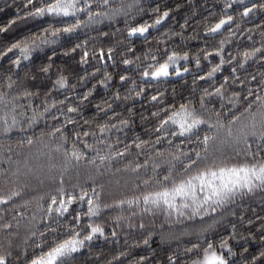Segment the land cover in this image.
<instances>
[{"label":"snow or ice","instance_id":"snow-or-ice-1","mask_svg":"<svg viewBox=\"0 0 264 264\" xmlns=\"http://www.w3.org/2000/svg\"><path fill=\"white\" fill-rule=\"evenodd\" d=\"M238 5L234 9V0H223L219 17L204 24L207 36L203 44L195 51L186 47L181 51L178 45L185 41L186 20L180 25L179 42L173 39L176 31L164 28L154 44L148 43L150 34L163 27L171 12L167 7L161 11L153 6L152 0L14 3L15 14L0 25V33L17 21L30 26L19 39L13 36L11 43H0V140L19 137L17 143L32 146L34 152L25 157L23 165L4 158L5 163L17 166L9 173L13 187L0 190V229L8 237V246L0 245V264H78V258L86 248L91 250L94 241L108 240L109 236L118 240L125 227L139 229L143 237L139 243L148 246L157 230L146 226L145 217L153 222L162 217L169 225H180L178 236L171 232L161 236L176 242V247L159 260L149 249L151 260L139 255L131 264H264V235L259 236L255 254L245 255L247 244L237 252L239 241H255L256 237L251 231L247 237L239 235L235 220L239 215V223L253 224V219L245 216V202L257 194L264 206V70L246 71L251 62L258 60L264 65V28L258 46L243 51L238 47L235 53L229 51L232 41L225 37L214 46H208L207 40L225 29L227 37H243L249 29L239 31L234 16L241 20L257 12L264 16V0H238ZM4 7L9 5L5 2ZM120 18L125 22L126 36L121 37L123 51L117 62V46H97L95 34L106 40L109 33L101 29L119 23ZM261 25L264 19L256 27ZM77 51L83 74L76 73L73 82L69 69L53 67V58ZM37 56L42 57L37 75L31 81L26 79L27 73L22 78L20 70ZM90 60L96 64L90 65ZM5 61L9 65L6 69ZM120 65L124 67L114 80L109 67L115 70ZM225 65L230 70L217 83V74L223 73ZM190 72L193 89L187 97L178 99L173 89L169 99L166 86L153 87ZM37 76L45 77L47 84L33 90L28 85ZM198 81L208 86L197 88ZM226 84L239 85V91L226 92ZM98 88L105 90L104 98L94 105L93 116L85 118L84 106ZM217 99L219 107L213 103ZM138 100L150 106L139 116L147 126V138L134 135L129 139L126 130L135 123ZM93 120L97 121L95 127H85ZM41 122H45L44 128L39 127ZM42 158L46 163L40 162ZM121 162L123 172L114 167ZM113 173L128 179L115 180L119 194L106 203L104 184L98 183V177L108 174L111 187ZM33 178L40 184L47 180V192L15 203ZM5 206L14 210L24 207L25 211L16 210L6 220ZM28 207L33 211L14 251L11 237L20 235L21 218L27 215ZM105 212L109 221H101ZM252 212L255 214L256 208ZM255 220L258 231L264 233V215L255 216ZM159 231L164 232L163 225ZM127 254V248L118 250L105 264H121Z\"/></svg>","mask_w":264,"mask_h":264},{"label":"trees","instance_id":"trees-1","mask_svg":"<svg viewBox=\"0 0 264 264\" xmlns=\"http://www.w3.org/2000/svg\"><path fill=\"white\" fill-rule=\"evenodd\" d=\"M7 3L9 7H4V3ZM117 2H120V0H117ZM14 3H20V0H0V25H4L7 23L8 19H10L15 14V7L13 6ZM153 6H159L161 11H163L164 7H167L171 9L170 15L164 22H162L163 27L159 28V31H153L150 34V38L148 40V43L154 44L155 37L159 35V32H162L164 28H169L177 32V36H175L173 39L177 42L180 41V25L187 21V27L183 32V35L185 36V41L182 46L178 45V50L183 51L186 47L190 51H195L197 47H200L203 42L204 38L207 36V34L204 33L203 27L205 23H211L214 22V18L219 17L220 8H222L223 0H152ZM179 5V7H177ZM238 1H234V9L238 8ZM230 15L232 13H229ZM143 18H147V15H145ZM204 18H207L205 20ZM137 22L140 20V17H136ZM264 19V16H262L259 12H257L255 15L249 16L247 18H244L241 20L239 16H234V20L240 24L239 31H244L245 28L249 29L247 33L243 37H239V39L233 38V37H227V29H225L220 35L213 37H207L208 40V46H214L221 37H225L232 41L231 47L229 48V51H232L235 53L237 48L239 47L240 51H243L245 47H254L258 46L261 43V29L264 28V25H261L260 27H256L260 25V20ZM30 26V23H24L21 24L20 21L15 22L14 25L9 26V30H7L5 33H0V43H11L10 37L15 36L17 39L20 38L22 34L25 33V29ZM229 27H232V25H229ZM102 31H107L109 33L108 38L104 40L101 38L98 34H95V42L97 46L103 45H111L114 44L117 46V52L115 59L117 62L120 60L119 53L123 51V48L120 47V45L123 43L121 37L126 36V30H125V22L123 18H120L119 23H113L112 27L109 28H102ZM232 30L235 32L237 29L235 27H232ZM115 32V35L112 33ZM93 33H88L89 37H93ZM239 36V33H237ZM251 35L252 39L249 40L247 37ZM83 39V37H81ZM139 43V41L137 42ZM91 47V45H90ZM2 50V49H0ZM79 51L75 54H69V56L65 57L58 53L56 57H54L55 63L53 64V67L60 66L62 68H67L70 71L67 73L69 75L70 81H75V74H83L82 67L79 65ZM42 59L41 56H37L36 59L31 64H27L26 67L22 68L20 70V75L22 78H25V73H27L26 79L31 81L33 76H36V67L39 65L40 60ZM202 63H203V58ZM213 62H216L215 59ZM105 63L111 64V61H105ZM90 65L96 64L95 60L89 61ZM9 65L5 61L4 68H8ZM123 65H120L115 70L111 67H109V71H113L114 74V80H118L117 73L121 72V69L123 68ZM190 67L194 68V65H191ZM205 71L207 70V67L205 66ZM229 68L227 65L224 66L223 73L217 74V83H219L222 80V75H227L229 72ZM261 70H264V65H262L258 60L255 62H251L247 68L246 71L249 74H253L254 72H259ZM87 71L91 72V67L87 68ZM0 74H3L0 72ZM241 76H243V72L240 73ZM54 79V77H52ZM99 79V77H97ZM192 73H188L183 78H176V77H170L168 79V82L166 85H153V87H167L168 89V97L169 99L172 96L173 89H175V92L177 94V98L179 99V96L183 95L185 97L188 96L189 92L193 89L192 85ZM259 79V77H258ZM47 84V80L43 76H37V78L32 81L31 85H28L30 87H33V90L35 86H39L41 88L44 87V85ZM50 86V85H49ZM88 86H91L90 83ZM208 85L206 83L197 82V88H203L207 87ZM115 87V84H113V88ZM226 92L231 91H239L240 86L239 85H225ZM80 91V89H77ZM104 91L102 88H98L96 92L94 93V97L90 98L91 102L84 106L83 114L85 118L91 117L94 114V105L97 103V101L101 98H104ZM110 94V90H109ZM195 96L197 97V103H198V97H199V91L195 92ZM214 105L216 107H219L220 101L217 99L214 102ZM227 103V101H225ZM150 106L147 104H144L143 101L138 100L135 104V110L137 115L135 116L134 120L135 123L126 130L127 137L130 139L134 135H139L141 138H147V126L145 124H142L139 116L140 113L148 109ZM100 120L103 119V117H99ZM227 119V117H226ZM97 121L93 120L91 125L85 126V127H95V123ZM50 123V121H49ZM82 123V122H81ZM40 128L45 127V122H41L39 125ZM19 137H14L11 141L9 140H0V190L6 192L11 187H13V183H10L11 176L9 173L12 169H14L17 165L16 163H12L11 165L9 163L4 162V158L11 157V161L16 162L19 161L20 165H23L25 157H31L34 148L32 146H29L27 144L25 145H19L17 143V140ZM121 139L123 140V135L121 136ZM10 149V151H9ZM106 150V149H105ZM135 152V149H133V153ZM35 163L34 161H30ZM41 163H46V160L43 158L40 161ZM114 167L121 168L122 172V162L120 164H114ZM4 169H8V172H5ZM6 176L8 177L6 179ZM68 178L66 177V180ZM75 179V176H73V180ZM83 180V177H81ZM121 179L123 180L128 179L127 175H121L120 173H113L111 176V187L109 186L110 177L108 174H105L103 177H98V183L104 184V194H103V202H110V199L113 196H118V188L115 185V180ZM20 184L17 182V187H19ZM49 187V182L47 180L44 181L43 184L39 183L38 178H33L29 184L28 187L24 188V191L20 198H18L15 203L20 204L22 200L24 199H30L31 197L38 196L41 193L47 192ZM246 203V212L245 216L247 219H253V224L248 225L246 223H239V215L235 218L237 221V231L239 235L243 237H247V232L251 231L253 235L256 237L255 241H253L251 238H246L244 240H241L238 242L237 252L240 251V249L244 246V244L248 245V251L245 254L246 256H250L252 254H255V252L260 247L259 242V236L264 235V233H260L257 228L258 221L255 220V216L257 215H264V211H261V208L264 206H261L260 204V196L257 194L255 197H253L251 200H248ZM34 206V202H33ZM256 208L255 214L252 212V208ZM19 210L21 212L25 211L24 207H20L19 209H12L7 206H5V219H9L12 215L15 214V211ZM33 211V207L27 208V215L21 218V227L18 229L20 235L11 237L13 241V250L16 251L15 245L21 243L23 236L25 234V228L23 225L26 223L28 217L31 215ZM115 212L112 213L114 215ZM137 218V222H138ZM145 224L148 228L155 227L156 233L151 237L150 243L148 246L143 245L142 243H139V240H142L143 237L139 236V229L135 230H129L126 227L123 230L119 231L118 240H112V238L109 236L108 240L100 239L97 241H94L91 250L89 251L87 248L84 250L83 254L78 258V264H105L106 260H110L112 255H115L116 251H124L125 248L128 250V254L126 257L121 258V264H131V261L135 258H137L139 255H144L148 257L149 260L152 259L151 256H149V249H151L152 256H154L156 259H161L162 257H165L166 254L171 251L175 250L176 242L170 241L168 239H161V236L167 237L168 233L171 232L175 235H179V229L180 225L173 224L169 225L166 222L163 221V218L160 217L156 219L154 222L151 220L150 217H145ZM101 221H109V214L105 212L101 216ZM161 225H163L164 232L161 233L159 229L161 228ZM223 228L230 231L231 229L228 228L227 225H222ZM16 231L17 229H13ZM128 233V236L125 235V233ZM220 235H223L224 233H219ZM183 239H188V237H184ZM7 240L8 237H6L5 232L3 229H0V245L7 247ZM133 240H136L137 243L134 245ZM237 243V242H234ZM31 251V250H30ZM99 254V255H97Z\"/></svg>","mask_w":264,"mask_h":264},{"label":"rangeland","instance_id":"rangeland-1","mask_svg":"<svg viewBox=\"0 0 264 264\" xmlns=\"http://www.w3.org/2000/svg\"><path fill=\"white\" fill-rule=\"evenodd\" d=\"M234 1H238V0H234Z\"/></svg>","mask_w":264,"mask_h":264}]
</instances>
